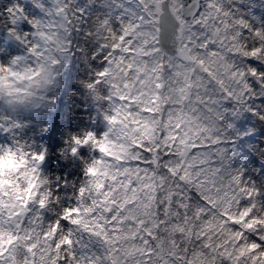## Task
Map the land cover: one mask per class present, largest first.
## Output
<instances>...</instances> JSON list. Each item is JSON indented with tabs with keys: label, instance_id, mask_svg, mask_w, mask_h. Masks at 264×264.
<instances>
[{
	"label": "snow or ice",
	"instance_id": "6c2138e0",
	"mask_svg": "<svg viewBox=\"0 0 264 264\" xmlns=\"http://www.w3.org/2000/svg\"><path fill=\"white\" fill-rule=\"evenodd\" d=\"M5 12L28 54L11 60L12 76L60 65L77 39L97 46L108 127L58 219L39 196L0 194V264H260L264 246L237 230L255 206L242 208L223 135V103L249 94L236 58L250 26L225 0H29Z\"/></svg>",
	"mask_w": 264,
	"mask_h": 264
},
{
	"label": "clouds",
	"instance_id": "9594fccd",
	"mask_svg": "<svg viewBox=\"0 0 264 264\" xmlns=\"http://www.w3.org/2000/svg\"><path fill=\"white\" fill-rule=\"evenodd\" d=\"M95 24V21H93ZM261 36H256V31L250 27L248 29L249 35L245 38L247 43L245 47L240 49V55L238 58L241 60H256L260 64L264 65V51H260L256 56L252 55V52L257 48H264V31H260ZM73 49L75 45L73 44ZM83 54V53H82ZM92 57L87 55L84 59L85 67L91 65ZM58 66L49 65L38 76H33L32 70L29 65H21L17 71V75L12 76L6 70L7 66H0V105H3L11 113H18L21 111L36 108L45 103L46 95L56 88L62 87V84L58 76ZM243 72L242 79L248 81L249 79H255L257 82L262 80L261 75H252L249 69L241 70ZM88 79L77 80V84L80 88L86 91L88 95L95 102L103 103L107 97L103 94V88L97 86L96 71L93 69L88 73ZM89 85L92 87L90 88ZM249 94L252 96L264 95V83H261L260 91H253L249 87ZM72 98L78 99L75 94H71ZM240 108H244V103L239 105ZM257 119L264 122V113H257ZM11 128H15V124H11ZM11 130V129H10ZM63 147L57 149L56 155L63 161L67 162L73 155V149L85 147L91 154L96 151L98 147L103 146L100 138H88L86 133H73L66 132L62 139ZM106 147V146H105ZM48 155L46 152L37 153L36 148L27 142L17 141L13 143L11 147L0 148V189L3 192L8 193L7 199L11 202L10 197L17 194V190L20 192H30L33 199L37 196L46 205L45 211L55 217L59 218L64 211L65 195L59 194L57 191V184L63 186L59 177L53 175H45L40 171V165L43 163L45 157ZM37 156L43 159L37 158ZM80 164L82 165V172L92 166V159L87 157H79ZM246 188L245 192L241 194L242 200L246 201L247 208L255 206L253 212L247 217V222L242 226H237L238 231H242L245 234V243L251 245V236H255L259 241L260 237L264 236V203L261 202L260 196H264V192L256 195V185H242ZM67 187L71 189L70 195L67 199L74 201L79 199L76 192V184L69 181ZM250 196V199H249ZM60 235H64L63 228ZM41 243H44L41 241ZM256 243V242H255ZM250 247H245L243 252L247 255L251 252ZM260 250H257L259 254ZM61 256L64 253L61 252ZM23 256V253H20ZM260 264H264V256H260ZM17 264H23L22 259L18 260ZM74 264V262H72Z\"/></svg>",
	"mask_w": 264,
	"mask_h": 264
},
{
	"label": "rangeland",
	"instance_id": "374dc122",
	"mask_svg": "<svg viewBox=\"0 0 264 264\" xmlns=\"http://www.w3.org/2000/svg\"><path fill=\"white\" fill-rule=\"evenodd\" d=\"M233 5H237V1L240 0H231ZM19 2L23 4L21 0H0V66H9L12 59L16 57H25L28 54L24 51L20 52V55H17V49H9V48H2L3 40H7L6 36L4 35V31L11 27L9 24V20L5 9L10 7L11 5ZM226 3V1H225ZM262 14L261 16L255 18L254 16H250L249 12L247 11L246 5L238 8L239 12L243 15V20L245 22H249V26L253 29V31H264V0H262ZM227 8V4H225ZM239 7V6H238ZM228 10V9H227ZM29 12H33L31 8H28ZM22 27V26H21ZM21 32H29L27 28L20 30ZM249 35L248 31L244 32L245 38ZM118 39V36L115 37ZM81 49H83V53L85 56L83 60L79 64V69L71 83L70 88L67 90V98L68 101L67 106L64 111H62V124L53 131V138L49 142H45L44 144L39 145L38 141L34 138V132L37 129V124L35 121H39V115L44 110L45 105L48 104L50 99V94L48 93L45 97V103L40 106V111H38L37 116H29L27 120H23L20 118L19 122L21 123V131L18 133L15 142L23 141L32 144L37 153L39 152H46L48 155L45 157L43 163L40 165V171L45 175H53L59 177L60 181L63 183V186L57 184V191L59 194L65 195L66 199L64 204L66 206H70L73 201L67 199V197L71 193V189L67 187L68 182L71 181L74 184L78 185L84 178V174L82 172V165L80 164L79 157H87L89 160L95 158V153L92 152L91 154L88 152L87 148L82 147L78 149L76 155L72 156L71 159L74 160L75 166H71V159L67 162L61 160L57 155V149L63 147L62 139L66 132H73V133H92L96 137L100 138L106 132L105 128H107L106 121L103 119V115L107 110V104L105 102L99 103L95 102L90 95L86 93L85 90L79 87L77 84V80L80 79H88V73L91 70L100 71L105 66L104 56L103 53L97 52V46L89 41L82 40ZM87 55L91 57H95L92 59L91 65L89 67H85L84 59ZM240 62L241 60L238 59ZM242 63V62H241ZM239 69L241 65L238 64ZM252 69L257 72L258 75H261L262 80L257 82L255 79L251 81V89L253 91H260L261 83H264V65L260 64L258 61L253 60L242 70ZM75 93L79 98L75 99L72 98L71 94ZM106 95V93H103ZM257 99V105L255 112H253L252 116H249V120H252L250 123V128L254 131V138L252 140L251 145V160L248 165V172L243 171L242 168V175L243 173H249L247 177L248 182L245 181L246 184L256 185V190L259 192H264V122H261L255 116V113H264V95L254 96ZM1 114H0V124L1 122ZM51 122L49 123V127ZM40 127V126H38ZM39 131V130H38ZM37 131V132H38ZM39 133L46 134V131L40 130ZM44 145V146H43ZM9 146V144L2 138H0V148ZM240 162L237 160V156L235 154L233 163L231 164V169L234 172H239L240 170ZM244 177V175H243ZM260 200L264 203V196H260ZM246 201L242 202V206H246ZM253 238V237H252ZM254 239V238H253ZM255 240H258L255 237ZM254 240V241H255ZM256 242V241H255ZM264 246V242H256ZM261 260V257L260 259ZM255 264V263H253Z\"/></svg>",
	"mask_w": 264,
	"mask_h": 264
},
{
	"label": "trees",
	"instance_id": "16d2710c",
	"mask_svg": "<svg viewBox=\"0 0 264 264\" xmlns=\"http://www.w3.org/2000/svg\"><path fill=\"white\" fill-rule=\"evenodd\" d=\"M28 2V1H26ZM260 3H262V0H255V5L257 9L255 10L258 12V14H261V8ZM34 10V9H33ZM75 49L69 52L68 55L62 58L61 64L58 66V76L59 80L62 84V87L56 88L53 91L49 92L50 95L54 93V96L57 97V99L64 93V90L68 89V86H70L71 81L74 79V73H70L71 69L67 66V63L70 62L72 65H74L75 58H82V53L78 52L77 50V44L76 40L74 42ZM240 58H236V64L241 65L240 70H242L245 66H247L248 60H241V62L238 60ZM246 71V70H245ZM248 82V81H246ZM250 84V83H249ZM257 105V100L252 97V95L247 94L244 97V108L247 110L245 111L244 109L240 108L239 104H237L235 101H225L222 105V109L224 111V120H225V125L231 124V128H226L225 133L223 134L226 136V142H225V147L228 150V155L231 158V164L233 163L234 156L235 154H238V160H243L246 156V148L248 146V140H246L244 137L249 133V126H243V123H241V119L246 118L249 114V109H253V106ZM31 110V109H29ZM257 115V112H256ZM107 131V128H105ZM95 153V158H99L100 154L97 151H93ZM247 169V168H246ZM12 200L13 198L10 197ZM33 199V198H32ZM244 202V201H243ZM252 242H255L254 239H252V236L250 237ZM260 257H258V260ZM260 261V260H259ZM255 263V262H253Z\"/></svg>",
	"mask_w": 264,
	"mask_h": 264
}]
</instances>
